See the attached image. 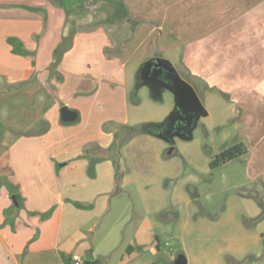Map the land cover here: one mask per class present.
Masks as SVG:
<instances>
[{
    "label": "crops",
    "instance_id": "crops-1",
    "mask_svg": "<svg viewBox=\"0 0 264 264\" xmlns=\"http://www.w3.org/2000/svg\"><path fill=\"white\" fill-rule=\"evenodd\" d=\"M121 1L131 31L117 39L103 25L118 18L111 7L96 21L51 0H0V264H71L72 253L83 264H155L144 225L115 252L100 247L99 223L114 191L133 182L120 174L108 122L132 124L128 84L153 57L184 73L205 102L226 104L239 125L237 157L258 153L253 164L264 168V0ZM14 38L25 53L12 50ZM62 105L77 111L74 122L60 121ZM239 239L228 255L241 264L252 252Z\"/></svg>",
    "mask_w": 264,
    "mask_h": 264
},
{
    "label": "rangeland",
    "instance_id": "rangeland-1",
    "mask_svg": "<svg viewBox=\"0 0 264 264\" xmlns=\"http://www.w3.org/2000/svg\"><path fill=\"white\" fill-rule=\"evenodd\" d=\"M100 4L86 8L95 20L109 14V7L104 6L105 11ZM113 22L103 23L111 35L117 39L129 36L128 15ZM11 46L20 53L27 51L15 38ZM177 73L185 78L184 73ZM128 87V120L137 131L127 137V128L119 126L123 124L108 123L117 131L113 157L120 159V174L133 182L112 194L109 210L99 222L106 226L100 247L113 246L118 252L129 242L133 227L144 225L148 231L145 240L154 250L147 255L155 264H173L179 253L185 255L187 264H203L205 260L239 264L228 253H233L242 235L243 245L252 253L241 264H263L262 257H256L264 251L260 233L264 229V168L253 164V154L258 153L210 166L223 150L241 145L239 125L230 119L231 110L212 98L214 95L205 102L195 87L207 115L201 112L186 134L167 131V118L175 108L174 92L162 82L145 80L143 75L141 80L131 78ZM239 225L245 227L244 232L238 231Z\"/></svg>",
    "mask_w": 264,
    "mask_h": 264
},
{
    "label": "water",
    "instance_id": "water-1",
    "mask_svg": "<svg viewBox=\"0 0 264 264\" xmlns=\"http://www.w3.org/2000/svg\"><path fill=\"white\" fill-rule=\"evenodd\" d=\"M143 78L152 82H162L168 86L175 95V108L167 118L165 127L172 132L187 133L188 129L194 124L196 117L206 111L199 100L194 88L177 71L161 58L153 57L145 61L141 69ZM60 121L62 123L74 122L78 113L76 110L62 105L59 108ZM160 127V126H159ZM161 130L160 132H164ZM173 264H187L184 254L176 255Z\"/></svg>",
    "mask_w": 264,
    "mask_h": 264
},
{
    "label": "trees",
    "instance_id": "trees-1",
    "mask_svg": "<svg viewBox=\"0 0 264 264\" xmlns=\"http://www.w3.org/2000/svg\"><path fill=\"white\" fill-rule=\"evenodd\" d=\"M54 3H57L59 6H61L66 14H69L71 11H81V10H87L86 8L89 7L92 3H101V7L104 10V6L108 9V7H111L112 10V16L116 17H126L128 15L127 8L124 6L123 2L121 0H51ZM105 8V9H106ZM110 8V9H111ZM109 15V14H108ZM111 17V15H110ZM10 42H12V39H9ZM64 42H70V37L68 39L62 40L53 51V66L58 63L61 57V52L64 50L62 49V44ZM14 52H17L16 49H13ZM105 53L108 55L107 49H105ZM120 128L124 127L127 128V137L131 136L133 133L137 131V127L130 126V125H119ZM242 145H235L231 148L223 150L220 154H218L215 158H213L210 162V166L214 167L220 164H223L225 162H228L232 160L233 158L237 157L238 155L242 154ZM88 264V262H86Z\"/></svg>",
    "mask_w": 264,
    "mask_h": 264
},
{
    "label": "built area",
    "instance_id": "built-area-1",
    "mask_svg": "<svg viewBox=\"0 0 264 264\" xmlns=\"http://www.w3.org/2000/svg\"><path fill=\"white\" fill-rule=\"evenodd\" d=\"M70 259H71V264H83L82 257L77 253H72Z\"/></svg>",
    "mask_w": 264,
    "mask_h": 264
}]
</instances>
